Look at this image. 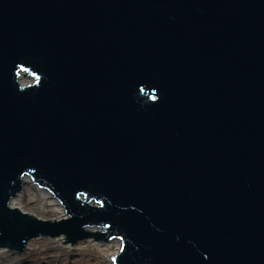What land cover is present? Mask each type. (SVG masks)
I'll return each mask as SVG.
<instances>
[{"label": "water", "instance_id": "95a60500", "mask_svg": "<svg viewBox=\"0 0 264 264\" xmlns=\"http://www.w3.org/2000/svg\"><path fill=\"white\" fill-rule=\"evenodd\" d=\"M63 235L264 264V0H0V249Z\"/></svg>", "mask_w": 264, "mask_h": 264}, {"label": "bare ground", "instance_id": "6f19581e", "mask_svg": "<svg viewBox=\"0 0 264 264\" xmlns=\"http://www.w3.org/2000/svg\"><path fill=\"white\" fill-rule=\"evenodd\" d=\"M31 184L30 181L25 183V189L18 197L14 198L10 207L12 209H19L22 213L25 208H30L37 206V198L39 195H24L26 192V187ZM42 190V189H41ZM41 197L46 205L44 209L45 214L51 213L50 208H54V212L58 220H63L67 218L60 200L52 195L49 191L41 192ZM97 228L93 227L91 231H95ZM32 247V254L34 257L29 259L30 264H44L53 261L54 264H71V258L75 255L72 251L62 248L59 245H50L47 242H32L30 244ZM121 249V244L115 240H110V242L101 243L94 241L93 244L89 243L87 246L79 248L80 260L73 262V264H92L95 261V264H112L109 259L112 256L118 255ZM11 256H7L0 264H19L16 262H11ZM38 258V260H37ZM35 259V261H33Z\"/></svg>", "mask_w": 264, "mask_h": 264}, {"label": "rangeland", "instance_id": "374dc122", "mask_svg": "<svg viewBox=\"0 0 264 264\" xmlns=\"http://www.w3.org/2000/svg\"><path fill=\"white\" fill-rule=\"evenodd\" d=\"M25 189V188H24ZM43 191H46L44 189H42ZM41 188L36 185L34 182H31V184L26 187V192L24 195H29L30 193H32L33 195H39V197L37 198V206H34L35 202H33V206L30 208H25L23 213L25 214H30V215H35L38 219L41 220H52V219H57V216L54 212V208H50L51 213L49 214H45L44 213V209L46 207V205L44 204L42 197H41V192H42ZM52 194V193H51ZM21 195V194H20ZM53 195V194H52ZM60 204L61 201L59 202ZM63 210L65 212V214L67 215L68 218V213L66 211L65 206L62 204ZM58 220V219H57ZM97 228V227H95ZM92 228H89V230L91 231ZM101 231V229H96L94 232H99ZM66 236L63 235L61 237H39L37 239L32 240L29 245L27 250L24 253L18 252V251H14V250H10V249H0V263L3 261V259H5L7 256H11V262H16L19 264H30L29 259L31 257H34L35 255L32 254V247H30V244L32 242H47L50 245H59L64 249H67L69 251H72L75 255L71 258V264H73V262H77V260H80V256H79V248L83 247V246H87L89 243L93 244L95 238H90L86 241H82L79 242L77 244L72 245V243H67L64 244L63 242H66L67 239H63ZM63 239V242H60L59 240ZM115 241L119 242L120 244H122V241L118 238L114 239ZM96 242H101V243H106V242H110V241H96ZM36 257V256H35ZM38 260V258H37ZM33 261H35V259H33ZM109 261L114 264V260L113 258H110ZM44 264H54L53 261H49V263H44ZM92 264H95V261L92 262Z\"/></svg>", "mask_w": 264, "mask_h": 264}]
</instances>
